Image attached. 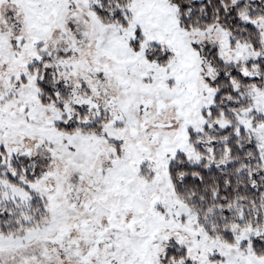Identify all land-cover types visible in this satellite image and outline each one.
Masks as SVG:
<instances>
[{
    "label": "snow or ice",
    "instance_id": "snow-or-ice-1",
    "mask_svg": "<svg viewBox=\"0 0 264 264\" xmlns=\"http://www.w3.org/2000/svg\"><path fill=\"white\" fill-rule=\"evenodd\" d=\"M0 264H264V0H0Z\"/></svg>",
    "mask_w": 264,
    "mask_h": 264
}]
</instances>
